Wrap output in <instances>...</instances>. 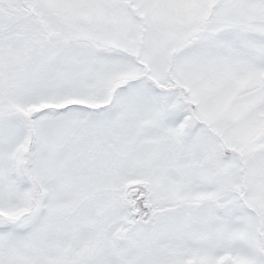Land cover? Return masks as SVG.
Here are the masks:
<instances>
[{
  "label": "snow or ice",
  "instance_id": "obj_1",
  "mask_svg": "<svg viewBox=\"0 0 264 264\" xmlns=\"http://www.w3.org/2000/svg\"><path fill=\"white\" fill-rule=\"evenodd\" d=\"M0 264H264V0H0Z\"/></svg>",
  "mask_w": 264,
  "mask_h": 264
}]
</instances>
